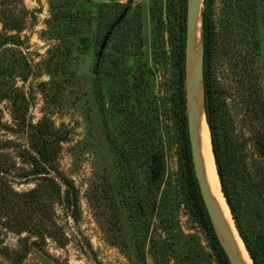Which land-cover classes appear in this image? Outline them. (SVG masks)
Listing matches in <instances>:
<instances>
[{"label":"rangeland","instance_id":"obj_1","mask_svg":"<svg viewBox=\"0 0 264 264\" xmlns=\"http://www.w3.org/2000/svg\"><path fill=\"white\" fill-rule=\"evenodd\" d=\"M208 4L212 74L239 172L234 196L243 228L257 238L264 161L252 140L256 105L246 97L255 74L264 84V0ZM18 8L24 26L0 48V65L12 71L0 88L14 85L26 98L0 101L1 164L11 177L2 187L0 264H218L183 184L175 96L186 1L20 0ZM44 119L65 137L56 165L78 190L75 216L42 174L22 175L30 169L26 128Z\"/></svg>","mask_w":264,"mask_h":264},{"label":"trees","instance_id":"obj_2","mask_svg":"<svg viewBox=\"0 0 264 264\" xmlns=\"http://www.w3.org/2000/svg\"><path fill=\"white\" fill-rule=\"evenodd\" d=\"M186 1V0H184ZM20 0H0V24L2 31L0 32V48L5 45L8 38H15V35H6L8 31H19L24 23L20 19L18 5ZM208 0H203V24H204V109L206 121L211 135L212 151L215 161L217 174L219 177L221 189L228 204L235 225L248 249L254 264H264V236L252 238L249 236L238 215L236 197L234 196L235 185L239 172L237 170L234 152L231 149L230 142L228 143L227 136L224 130V115L221 106V92L212 74V57L215 44V31L211 16L209 14ZM256 42V48L258 47ZM4 48V47H3ZM177 55V71L180 76L177 85V92L175 100L177 101L176 121L178 122L181 136H182V152L181 158L183 161V184L185 192V200L188 207L193 211L196 219L201 226L206 230L211 248L214 251L218 264H230L225 253L223 252L217 237L213 231L212 225L209 221L204 204L199 194V189L194 176L193 167L190 158V150L187 140V125L185 115V91H184V51L182 47ZM240 55V54H238ZM246 71V69H244ZM12 71L10 67L0 65V76L9 77ZM255 85L253 86L252 93L246 97V102L252 107L256 105V110L251 113L252 116L258 121V126H253L251 129L253 146L257 154L264 161V84L259 83V75H254ZM264 83V81H263ZM6 88H0V101L8 100L12 105H15L17 100L26 102V98L22 90L14 85H6ZM254 96V97H253ZM263 108V109H262ZM262 109V110H261ZM15 111V110H14ZM17 112V109L16 111ZM16 120L24 122V114L16 115ZM26 138L28 139V147L24 148L23 162L27 163L30 167L28 171H23L22 175L28 177L31 174H42L39 177L44 181L48 190H51L54 195L61 200L68 210H71L72 216L78 208V190L73 181L66 177L59 171L56 161L58 153L61 148V143L64 140V135L59 134L53 124H50L47 119L41 120L35 125L30 124L26 128ZM2 154L0 153V211H4L7 206V197L5 188L3 187L4 180H10V169L5 168L1 164ZM261 187L264 192V178ZM29 192L24 193L26 195ZM17 194V193H15ZM26 202V200H24ZM39 201L34 199L33 204L39 206ZM42 202V201H41ZM28 207L34 209L30 203L27 202ZM43 207L47 214V220L51 218V203L46 202ZM35 210V209H34ZM8 212V211H6ZM17 222V221H16ZM35 242V241H34ZM36 244V243H34ZM37 246V245H36ZM21 262V258L17 259Z\"/></svg>","mask_w":264,"mask_h":264},{"label":"water","instance_id":"obj_3","mask_svg":"<svg viewBox=\"0 0 264 264\" xmlns=\"http://www.w3.org/2000/svg\"><path fill=\"white\" fill-rule=\"evenodd\" d=\"M202 7H203V0H186L185 39H184V66H185L184 91H185L187 138H188V144L190 150V158H191L194 176L199 189V194L201 196L202 202L204 204L206 213L212 225L215 236L217 237V240L223 252L225 253L230 264H244V262L241 260L239 256L238 248L232 236V232L226 225L224 218L219 210V207L212 198L211 193L208 189L206 179L204 176L203 163L199 149V141L197 136V124L199 122V113H198L197 101L200 92H201L200 103L205 114L204 24H203ZM198 22H200V33L198 40V51L196 52V50H194V39H195ZM236 230L238 232L239 237L242 239L237 227Z\"/></svg>","mask_w":264,"mask_h":264},{"label":"bare ground","instance_id":"obj_4","mask_svg":"<svg viewBox=\"0 0 264 264\" xmlns=\"http://www.w3.org/2000/svg\"><path fill=\"white\" fill-rule=\"evenodd\" d=\"M199 33H200V22H198L197 24V29L194 39V50H196V46L199 40ZM200 98H201V92L199 93V103L197 106L199 113V122L197 124V136L199 141V149L203 163V170H204L206 183L212 198L219 207V210L224 218L226 225L232 232V236L234 238V241L236 242L241 260L244 262V264H253L249 252L246 249V246L244 245L242 239L238 235L232 215L230 213L229 206L226 203L225 197L221 189L219 177L215 166L214 156L212 152L210 132L206 122L204 110L200 103Z\"/></svg>","mask_w":264,"mask_h":264}]
</instances>
